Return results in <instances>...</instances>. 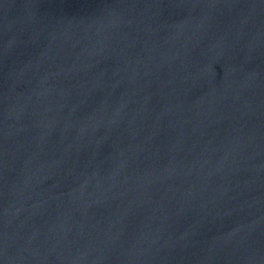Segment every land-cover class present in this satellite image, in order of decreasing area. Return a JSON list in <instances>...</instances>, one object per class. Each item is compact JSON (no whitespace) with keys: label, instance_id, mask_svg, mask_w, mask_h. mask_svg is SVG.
Listing matches in <instances>:
<instances>
[{"label":"water","instance_id":"95a60500","mask_svg":"<svg viewBox=\"0 0 264 264\" xmlns=\"http://www.w3.org/2000/svg\"><path fill=\"white\" fill-rule=\"evenodd\" d=\"M0 264H264V0H0Z\"/></svg>","mask_w":264,"mask_h":264}]
</instances>
